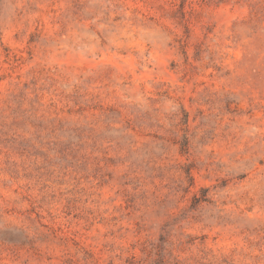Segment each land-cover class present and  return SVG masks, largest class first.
I'll use <instances>...</instances> for the list:
<instances>
[{
  "label": "rangeland",
  "instance_id": "374dc122",
  "mask_svg": "<svg viewBox=\"0 0 264 264\" xmlns=\"http://www.w3.org/2000/svg\"><path fill=\"white\" fill-rule=\"evenodd\" d=\"M0 264H264V0H0Z\"/></svg>",
  "mask_w": 264,
  "mask_h": 264
}]
</instances>
